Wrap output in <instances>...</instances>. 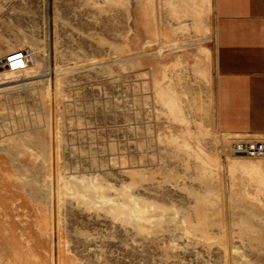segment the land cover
Returning <instances> with one entry per match:
<instances>
[{
  "label": "rangeland",
  "instance_id": "rangeland-1",
  "mask_svg": "<svg viewBox=\"0 0 264 264\" xmlns=\"http://www.w3.org/2000/svg\"><path fill=\"white\" fill-rule=\"evenodd\" d=\"M209 0H0V264H264V135L221 132ZM6 50L2 51V48Z\"/></svg>",
  "mask_w": 264,
  "mask_h": 264
},
{
  "label": "crops",
  "instance_id": "crops-1",
  "mask_svg": "<svg viewBox=\"0 0 264 264\" xmlns=\"http://www.w3.org/2000/svg\"><path fill=\"white\" fill-rule=\"evenodd\" d=\"M209 4L216 125L264 135V0Z\"/></svg>",
  "mask_w": 264,
  "mask_h": 264
},
{
  "label": "built area",
  "instance_id": "built-area-1",
  "mask_svg": "<svg viewBox=\"0 0 264 264\" xmlns=\"http://www.w3.org/2000/svg\"><path fill=\"white\" fill-rule=\"evenodd\" d=\"M34 53L29 49H17L0 58V73L4 69L17 72L25 69L34 62ZM232 153L251 158H264V143L259 141L236 142L232 146Z\"/></svg>",
  "mask_w": 264,
  "mask_h": 264
}]
</instances>
